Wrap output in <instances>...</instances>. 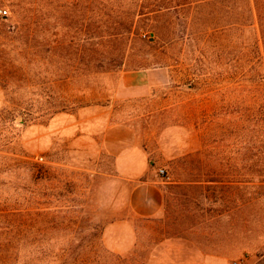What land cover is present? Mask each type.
Instances as JSON below:
<instances>
[{
  "label": "rangeland",
  "instance_id": "obj_1",
  "mask_svg": "<svg viewBox=\"0 0 264 264\" xmlns=\"http://www.w3.org/2000/svg\"><path fill=\"white\" fill-rule=\"evenodd\" d=\"M3 10L0 210L23 260L264 264V0ZM144 185L154 217L131 207Z\"/></svg>",
  "mask_w": 264,
  "mask_h": 264
},
{
  "label": "trees",
  "instance_id": "obj_2",
  "mask_svg": "<svg viewBox=\"0 0 264 264\" xmlns=\"http://www.w3.org/2000/svg\"><path fill=\"white\" fill-rule=\"evenodd\" d=\"M11 126L7 125L0 130V151L10 145L11 141H4V133H7ZM19 162V160H15ZM17 209H2L0 210V217L4 216L8 219L5 225L0 226V264H31L34 262L33 258L23 260L17 251L19 245V238L16 235L17 225L15 219Z\"/></svg>",
  "mask_w": 264,
  "mask_h": 264
},
{
  "label": "crops",
  "instance_id": "obj_3",
  "mask_svg": "<svg viewBox=\"0 0 264 264\" xmlns=\"http://www.w3.org/2000/svg\"><path fill=\"white\" fill-rule=\"evenodd\" d=\"M130 203L135 214L154 217L161 212L163 196L155 186H139L133 190Z\"/></svg>",
  "mask_w": 264,
  "mask_h": 264
},
{
  "label": "built area",
  "instance_id": "obj_4",
  "mask_svg": "<svg viewBox=\"0 0 264 264\" xmlns=\"http://www.w3.org/2000/svg\"><path fill=\"white\" fill-rule=\"evenodd\" d=\"M0 14H1V15H3V16H6V15H8V11H7V10H3V11H1V12H0ZM161 173H163V174H164V173H165V171H164V170H162V171H161Z\"/></svg>",
  "mask_w": 264,
  "mask_h": 264
}]
</instances>
